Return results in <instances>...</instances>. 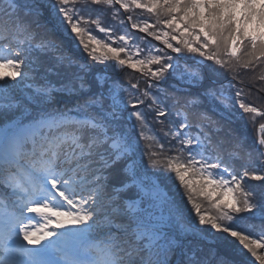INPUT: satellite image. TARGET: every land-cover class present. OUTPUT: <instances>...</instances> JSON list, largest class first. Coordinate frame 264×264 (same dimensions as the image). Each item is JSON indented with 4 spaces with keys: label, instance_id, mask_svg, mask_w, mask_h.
I'll use <instances>...</instances> for the list:
<instances>
[{
    "label": "snow or ice",
    "instance_id": "1",
    "mask_svg": "<svg viewBox=\"0 0 264 264\" xmlns=\"http://www.w3.org/2000/svg\"><path fill=\"white\" fill-rule=\"evenodd\" d=\"M40 7L0 0L5 110L19 86L31 88L41 75L32 92L37 103L58 93L79 96L71 109H45L34 123L0 129V187L7 190L0 197V264H172L177 256L178 264H237L229 248L243 255L246 249L264 264L258 251L264 249V122L249 148L226 118L233 108L251 127L264 118V105L247 102L235 81L239 67L264 65V0H52L56 15L48 20ZM137 9L155 22L122 18ZM126 22L143 35H117ZM49 25L78 38L93 65L131 70L136 82L112 80L101 70L104 84L84 91L92 66L77 64ZM148 38L162 47L138 42ZM185 53L197 57V70L186 59L179 71L175 61ZM50 74L61 77L59 88ZM169 79L177 82L171 91L163 88ZM123 113L132 117L131 132L119 127ZM146 138V167L174 179L194 215L185 216L158 183L143 178L136 153ZM196 191L215 215L193 202ZM159 205L166 216L157 215ZM100 232L104 241L97 244L92 237Z\"/></svg>",
    "mask_w": 264,
    "mask_h": 264
},
{
    "label": "trees",
    "instance_id": "2",
    "mask_svg": "<svg viewBox=\"0 0 264 264\" xmlns=\"http://www.w3.org/2000/svg\"><path fill=\"white\" fill-rule=\"evenodd\" d=\"M30 3H39L42 7L37 9V12L40 16L44 18V20H48L49 17L52 19H55V10L52 7V0H29ZM133 15L134 19L143 20V19H149L150 22H155V17H149L146 13H143L141 10H134L133 13H125L122 17L126 20L127 15ZM110 20V17L108 18ZM107 22V20H106ZM92 28L93 32L92 34L97 38L100 39L103 42H108V37L105 33H101L98 30L95 29L94 26H89ZM48 32L49 35L52 36V38L56 39L58 43L62 45V47L65 49L66 52H70L72 55L74 61L77 64H86L88 66H92V71H90L87 75V80L90 82L89 84L85 85L84 91H88L89 87H91L92 91L97 90V85H103L105 75H100V77L97 76V73H99L101 70H103V73L106 74L110 79L112 80H119L121 83L128 84V83H135L136 79L138 78L139 74L136 72H133L128 69H124L123 73H118L112 70L111 65L105 66V64H95L93 65V61L89 58H87V54L84 51V49L79 44V39L74 38L73 36L69 35V32L66 31L64 28H59L58 31H54L51 26H48ZM127 32L130 35L136 36L138 39L139 35L135 30H132L130 28V23L126 22L124 25L120 26L117 25V35ZM84 41L86 43L89 42L88 35H84ZM141 46L147 45L149 48L152 46H156L157 48L162 47V45L159 44V42H156L152 40L151 38H148L145 41H138ZM175 43V42H173ZM3 44V37H0V45ZM115 46V45H114ZM147 52L142 53V55H147ZM98 55L103 59L102 53H98ZM124 54H122L123 57ZM174 56L176 54H173ZM189 54L185 53L184 58L180 59L179 61H175L179 63L180 69L179 71H183L185 68V61L188 58ZM197 57L192 56L191 59H187V66L192 70H197V66L195 63H193L194 60H196ZM41 62L44 64L50 63L48 60H45L43 57H41ZM155 67V66H154ZM229 75H232L229 73ZM264 75V65H257L254 69H245L243 67H239L237 69V72L235 73V81L236 87L242 88L243 92L245 93L246 99L249 95H257L260 104L264 105V92H258L257 89L259 87L264 86V81L260 80V76ZM104 77L103 79L101 77ZM131 78V79H129ZM45 79V77L38 76L36 78L35 83H31V88L27 85L19 86L13 95H10V103L11 107L5 110L4 105H0V129L4 128H12L16 125V122L27 120V124L34 123L35 121L40 120L43 115L45 109L48 111H52L55 108H61L64 109L65 107L71 109L74 107V105L77 104V98L79 96V93L73 95V94H65V93H58L55 94L53 97H51L49 100L37 103L35 98L32 95V92L36 89L38 83L42 82ZM47 79H50L53 84L57 88L60 87V76H57L55 74H50ZM2 83V82H1ZM177 86V82L169 79L167 83H163V88L167 91H171L174 87ZM224 88H228L227 81L224 82ZM141 87H144V84L141 83ZM219 87V85H218ZM195 91V89H192ZM102 91V89H101ZM20 94H25L27 97V100L24 101L20 98H17ZM232 91L229 90L228 95H231ZM214 111H219L213 106ZM235 113V114H234ZM75 114V113H73ZM239 116L240 113L233 108L231 114H226V118L229 119L230 124L235 129L237 134L241 137L242 141L249 147L255 146L257 133H253V137L249 136L242 128L238 127V118L235 117ZM234 117V118H233ZM260 122H264V118L261 119ZM154 130H156L160 136V139L163 141L165 139L164 133L160 131L159 125H153ZM149 143V141L144 140L142 141V145L146 147V145ZM147 150V149H146ZM138 151L136 153V161L137 163H140L141 160H143V164L141 165L143 171V178L146 181H153L155 183L159 184V187L164 191L165 194H167L168 199L173 201L184 213L185 216H191L194 215V213H190L189 210L191 209V204L186 203L185 198L181 195L182 189L177 187V182L169 178L164 171H154L150 167H146L149 163L147 156H139ZM256 183V182H253ZM130 196L135 195V190H132L129 192ZM193 202L198 203L201 206V209L203 212H206L210 215H215L216 210L213 208L212 203L207 200L205 197H201L199 195V192H193ZM247 215V214H244ZM257 224L259 223L258 220L255 221ZM251 223V221H246L245 224ZM252 231L253 238H258L257 231L249 229ZM98 234H103L102 232ZM98 244H102L104 240L98 239ZM185 245L189 244L190 238H184L182 241ZM258 251H264V249H260ZM213 255L215 254V249H212ZM246 255L241 254L239 251L233 250V248H229L227 250V254L230 255L236 262L239 264L241 260L244 261V264H258V262H255V258L251 256L250 253H247V250H243ZM179 257L172 258V264H178Z\"/></svg>",
    "mask_w": 264,
    "mask_h": 264
},
{
    "label": "rangeland",
    "instance_id": "3",
    "mask_svg": "<svg viewBox=\"0 0 264 264\" xmlns=\"http://www.w3.org/2000/svg\"><path fill=\"white\" fill-rule=\"evenodd\" d=\"M0 71H7V70L4 69V70H0ZM98 77H100V75ZM101 78L103 79L104 77L102 76ZM246 100H247V102H251V103L255 104L257 107H260L262 105V104H260L257 95H249ZM123 114H125L128 121H130L131 125H132V117L130 116V114H128V113H123ZM235 117L238 118V122H237L238 127L242 128L249 136L253 137V135H254L253 133H258V124L261 123L260 121H261L262 117H257L255 127L249 126V124L246 122V119L244 117H242L241 115H239V116L235 115ZM123 121H124V123H123L122 128L124 129V131L131 132V131H129V122L126 119H124ZM119 127H120V125H119ZM144 151H146V147L140 143V148L138 149V152H139L138 155L140 156L141 153ZM1 189H2V193L4 195L7 190L4 189L3 187H1ZM160 191L162 193H164V191L161 188H160ZM156 213H157V215L164 213L166 216L167 210L163 205H159L156 209ZM37 226H39V225H37ZM2 256H3V252L0 250V257H2Z\"/></svg>",
    "mask_w": 264,
    "mask_h": 264
}]
</instances>
